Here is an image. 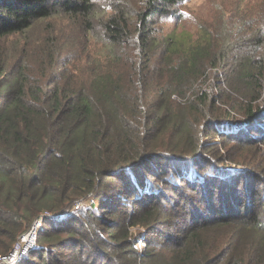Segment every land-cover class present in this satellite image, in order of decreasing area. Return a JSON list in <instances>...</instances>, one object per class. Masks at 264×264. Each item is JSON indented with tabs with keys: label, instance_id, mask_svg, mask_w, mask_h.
Returning a JSON list of instances; mask_svg holds the SVG:
<instances>
[{
	"label": "trees",
	"instance_id": "trees-1",
	"mask_svg": "<svg viewBox=\"0 0 264 264\" xmlns=\"http://www.w3.org/2000/svg\"><path fill=\"white\" fill-rule=\"evenodd\" d=\"M184 1L0 0V255L47 212L22 264H264V6Z\"/></svg>",
	"mask_w": 264,
	"mask_h": 264
},
{
	"label": "rangeland",
	"instance_id": "rangeland-1",
	"mask_svg": "<svg viewBox=\"0 0 264 264\" xmlns=\"http://www.w3.org/2000/svg\"><path fill=\"white\" fill-rule=\"evenodd\" d=\"M245 4L251 7L252 11H254L256 6H260V5L264 6V0H186L172 8L173 10L172 15L165 17V18L163 17L157 20L158 36L160 35H162L163 37L164 35L170 36L172 35L174 30H176L177 32L184 30V32L186 31L190 34L196 35L197 32L201 33L199 30V26L204 21L209 23L211 20H215L221 14L224 19H227L230 16V11L235 6H238V5L244 6ZM108 5L109 4L101 2L98 5V7L104 8V7H107ZM64 29L67 31V27ZM64 33L65 31L62 32V34ZM184 41H186V37ZM184 101H186V99H184L183 101L180 100V102H184ZM218 141L220 142V140L216 138L212 142L215 143ZM152 181H154L155 185H158L162 187V189H165L164 188L165 186H162L160 184L159 178H156V179L152 178ZM189 192L191 193L192 191L190 190ZM129 199H130L129 196H124V194H122L121 199H120V203L122 204V207L126 208L135 201V198H131V200ZM89 206L90 204H87L84 202L74 204V207L72 208V213L75 214L74 222L81 221L83 224L87 222V219H88L87 217H88L89 212L88 211L86 212V209ZM98 214L101 215V210L98 211ZM111 217L114 219L116 218L115 215H111ZM57 222H59V220ZM77 225L78 223L76 224V226ZM130 232L133 233L134 236L137 233H145L144 229L141 227L132 228L130 229ZM64 235H65V232L61 234V237H63ZM38 236H39V231H38ZM70 241H74V239ZM75 246H77V244ZM71 247L72 246H68L67 248H71ZM136 247L139 251L143 249L142 240H139L137 242ZM35 248L33 250H35ZM27 254H25L24 257ZM19 264H22V261H20Z\"/></svg>",
	"mask_w": 264,
	"mask_h": 264
},
{
	"label": "built area",
	"instance_id": "built-area-1",
	"mask_svg": "<svg viewBox=\"0 0 264 264\" xmlns=\"http://www.w3.org/2000/svg\"><path fill=\"white\" fill-rule=\"evenodd\" d=\"M46 215L49 213L44 212L33 221L27 231L16 240L8 254L0 255V264H19L24 255L37 246L38 231H40L42 219ZM144 246L143 243V248Z\"/></svg>",
	"mask_w": 264,
	"mask_h": 264
}]
</instances>
